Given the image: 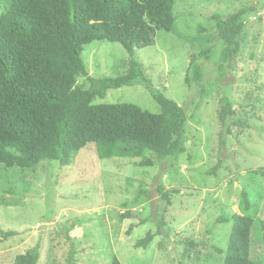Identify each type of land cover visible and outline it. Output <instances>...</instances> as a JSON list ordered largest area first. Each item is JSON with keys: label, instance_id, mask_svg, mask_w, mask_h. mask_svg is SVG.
Masks as SVG:
<instances>
[{"label": "rangeland", "instance_id": "1", "mask_svg": "<svg viewBox=\"0 0 264 264\" xmlns=\"http://www.w3.org/2000/svg\"><path fill=\"white\" fill-rule=\"evenodd\" d=\"M10 2L0 0V12ZM245 5L253 9L244 18L242 52L233 70L218 79L222 40L213 16L228 18ZM174 12L173 29H159L155 44L136 48L134 58L156 90L194 114L185 133L187 150L174 159L140 166L136 161L141 158H100L96 144L89 143L64 166L58 160H43L29 170L0 165V228L17 232L8 239L0 233V264H14L36 244L38 264H69L73 248L78 250L77 264H112L115 257L122 264H223L225 254L217 247H227L232 222L218 223L217 218L223 211L239 212L241 184L251 171H259L252 183L263 195L252 233V258L264 260L258 229L264 220V0H176ZM210 47L214 53L202 61L206 88L200 94L196 85L187 84L186 75L192 60ZM82 55L93 77L117 76L133 58L121 43L109 41L85 45ZM79 83H88V77H80ZM223 91L237 102L256 105L237 104L239 114L247 111L249 126L222 146L218 108ZM94 103H134L160 111L150 89L140 82L110 89ZM220 159L216 173L208 174ZM159 186L170 192L171 203L162 200ZM143 187L149 194L137 199ZM158 206L166 216V233L148 249L135 247L154 226L148 222L127 234L138 220L122 213L139 209L149 217ZM186 240L198 244L186 246Z\"/></svg>", "mask_w": 264, "mask_h": 264}, {"label": "trees", "instance_id": "2", "mask_svg": "<svg viewBox=\"0 0 264 264\" xmlns=\"http://www.w3.org/2000/svg\"><path fill=\"white\" fill-rule=\"evenodd\" d=\"M175 1L11 0L0 12V165L29 170L43 160H58L64 166L72 163L89 143L96 144L100 158H141L136 161L140 166H152L155 160L174 159L185 152L187 124L194 114L156 90L151 76L134 58L136 48L155 44L159 29H173ZM252 9L245 5L228 18L213 16L222 40L218 79L233 70L238 61L245 34L244 18ZM95 41L121 43L133 56L122 73L89 75L82 53L85 45ZM213 53L212 47L201 51L186 75L187 84L196 85L200 94L206 88L202 61L211 59ZM82 76L88 77V83H79ZM138 82L150 89L159 112L134 103H94L110 89ZM237 104L256 105L237 102L227 91L221 93L218 117L222 146L230 136L249 126L244 115L247 111L239 114ZM222 162L220 159L208 174H215ZM258 172H249L241 184L239 212L223 211L217 218L218 223L232 222L227 247H217L225 254L223 264H264L263 259L252 258V233L263 202L262 193L252 183ZM173 191L179 192L177 188ZM158 192L163 193L162 200L171 203L169 191L159 186ZM142 194L148 196L147 187L139 190L137 199ZM161 211L158 206L149 217L139 209L122 213V217L138 220L130 224L127 234L148 222L154 226L135 247L148 249L166 233L168 223ZM258 229L264 238V220H260ZM0 233L8 239L17 232L0 228ZM211 233L212 229L208 235ZM197 244L196 240L185 241L186 246ZM77 254L73 248L69 264H77ZM40 256V244H36L18 255L14 264H38ZM112 264L122 262L115 257Z\"/></svg>", "mask_w": 264, "mask_h": 264}]
</instances>
